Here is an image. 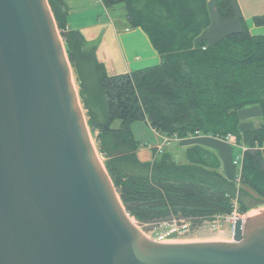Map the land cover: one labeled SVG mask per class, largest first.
<instances>
[{"label": "trees", "instance_id": "16d2710c", "mask_svg": "<svg viewBox=\"0 0 264 264\" xmlns=\"http://www.w3.org/2000/svg\"><path fill=\"white\" fill-rule=\"evenodd\" d=\"M220 19H235L233 0H212ZM78 85V96L98 152L119 198L142 228L188 225L247 213L244 197L264 205V121L239 129V111L258 104L264 118V36L241 30L208 44L199 39L211 20L207 0H101L123 6L127 29L140 28L160 57L156 66L110 76L82 34L67 27L65 0H47ZM264 25V16L253 18ZM199 39V40H198ZM146 123L158 134L185 141L235 138L245 147L237 181L221 172L210 148L190 144L184 162L170 150L140 163L142 144L132 125Z\"/></svg>", "mask_w": 264, "mask_h": 264}, {"label": "water", "instance_id": "95a60500", "mask_svg": "<svg viewBox=\"0 0 264 264\" xmlns=\"http://www.w3.org/2000/svg\"><path fill=\"white\" fill-rule=\"evenodd\" d=\"M232 232L150 240L98 157L47 0H0V264H264V206Z\"/></svg>", "mask_w": 264, "mask_h": 264}, {"label": "crops", "instance_id": "0c3cea01", "mask_svg": "<svg viewBox=\"0 0 264 264\" xmlns=\"http://www.w3.org/2000/svg\"><path fill=\"white\" fill-rule=\"evenodd\" d=\"M207 1L211 23L199 37L200 40L212 44L229 33L241 30V17L251 35L264 36V25L256 26L253 21L256 16H264V0H260L257 5L254 4L256 1L234 0L235 19H220L213 1ZM64 5L67 10V27L80 32L86 43L95 47L96 58L103 64L108 75L131 73L160 63V57L144 31L140 28L127 29L123 14H112V9L108 10L101 0H65ZM238 116L239 129L242 132L250 131L258 127L261 120L264 121L258 104L245 106ZM140 127L149 129L156 136V141H143L139 134ZM132 134L134 139L142 144L136 153L140 163L151 162L156 156L157 148L163 146L164 140L167 139L153 131L146 123L133 124ZM190 144H201L216 152L222 163L223 175L228 180L236 181L240 169L238 170L234 161L238 152L233 154L234 147L231 144L199 136L185 141L173 140L165 149L170 150L174 158H180L182 147ZM145 145L148 148L150 146L148 154Z\"/></svg>", "mask_w": 264, "mask_h": 264}, {"label": "rangeland", "instance_id": "374dc122", "mask_svg": "<svg viewBox=\"0 0 264 264\" xmlns=\"http://www.w3.org/2000/svg\"><path fill=\"white\" fill-rule=\"evenodd\" d=\"M250 1H252V2L256 1L254 3L256 5L258 3H260V0H250ZM111 9H112V14H118V15L124 14V10H123L122 5L115 6ZM254 9H256V8L254 7ZM108 10H110V8ZM58 32H59V30H58ZM72 75H73V80H74V84H75V89L78 93V85H77L73 70H72ZM83 112L85 114L84 110H83ZM85 119H86V116H85ZM138 123H140V122H138ZM89 131H90V129H89ZM140 131H141V133H140ZM140 131H139V134L141 135V139L143 141H145V140L152 141V142L156 141V136L154 134H152L149 129H147L145 127H140ZM90 137H91L92 143H93V145L97 151L98 157L100 158L101 162L104 164V159L102 158V156H100V154L98 152L96 140H95V138L91 132H90ZM166 138L169 140V144H170V142L173 141V138H168V137H166ZM169 144H165L163 146L161 145L160 147H158L157 153L159 154V153L163 152L164 150H166L165 148L168 147ZM145 147H146L145 150L147 151L146 154H148L150 146L148 148V146L145 145ZM180 153H181V157L175 158L176 163H183L184 162V159H185L184 152L181 150ZM236 153H237V151L233 150V154L235 155ZM236 166H237L238 170L239 169L241 170V161H239V164H237ZM244 202H245L246 206L248 207L247 213L252 211V210H255V209H258V208L264 206V205L256 204L255 202L251 201L248 197H244ZM245 214L240 215L239 219H244ZM232 226H233V222L228 217H221V218H217L213 221L204 222L201 226L194 228V229H191L190 227H188V225L178 226V225L173 224V223L170 225L148 226L146 228H142L139 225V228L152 241L160 242V243H171V242L178 241V240H202V239H228V240L232 241V237H233Z\"/></svg>", "mask_w": 264, "mask_h": 264}, {"label": "built area", "instance_id": "2783aa9c", "mask_svg": "<svg viewBox=\"0 0 264 264\" xmlns=\"http://www.w3.org/2000/svg\"><path fill=\"white\" fill-rule=\"evenodd\" d=\"M174 141H177V139H173ZM224 142L226 143H229L231 144L233 147L236 146V142H235V138L231 135L227 136V138L224 140ZM169 143V140L168 139H165L164 142H163V145ZM240 149V152L239 154L236 156L235 158V161H234V164L237 165L239 164V161H241L242 163V160H243V154L244 152L246 151V148L245 147H241L239 148ZM238 179H236L237 181ZM232 222H234L236 219H239L240 215L237 213V212H233L232 215L230 216H227Z\"/></svg>", "mask_w": 264, "mask_h": 264}]
</instances>
